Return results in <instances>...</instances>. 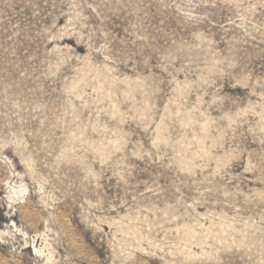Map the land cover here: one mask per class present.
Segmentation results:
<instances>
[{"label": "rangeland", "instance_id": "rangeland-1", "mask_svg": "<svg viewBox=\"0 0 264 264\" xmlns=\"http://www.w3.org/2000/svg\"><path fill=\"white\" fill-rule=\"evenodd\" d=\"M0 264H264V0H0Z\"/></svg>", "mask_w": 264, "mask_h": 264}]
</instances>
